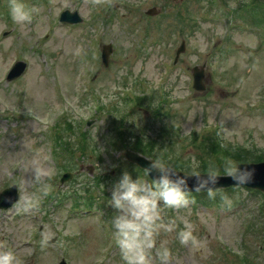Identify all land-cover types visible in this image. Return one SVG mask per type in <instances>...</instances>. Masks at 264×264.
<instances>
[{"label":"rangeland","instance_id":"rangeland-1","mask_svg":"<svg viewBox=\"0 0 264 264\" xmlns=\"http://www.w3.org/2000/svg\"><path fill=\"white\" fill-rule=\"evenodd\" d=\"M21 1L36 9L24 24L12 20L9 0H0V192L15 184L20 194L0 210V252L12 251L20 264H125L112 227L113 183L97 188L93 181L112 170L116 183L124 173L151 182L123 157L136 136L141 144L155 140V160L187 165L170 166L184 175L193 165L200 174L212 166L226 175V160L254 162L235 160L240 150L264 156V0ZM257 7L256 18L248 17ZM65 9L77 10L82 22L59 24ZM149 9L156 14L147 16ZM181 41L185 49L173 64ZM102 44L113 47L108 67L99 59ZM19 60L28 63L23 77L6 82ZM202 64L206 89L197 92L191 70ZM80 142L97 152L76 151L72 164L70 149ZM36 167L46 173L47 194ZM64 172L74 176L59 185ZM91 184V195L108 198L110 217L75 213L74 199L63 201L77 195L80 204ZM188 195L187 207L160 210V223L173 226L155 237L169 250L165 264H264L263 193L230 187L214 198ZM186 224L195 244L180 242ZM152 255V264H161L155 249Z\"/></svg>","mask_w":264,"mask_h":264},{"label":"clouds","instance_id":"clouds-1","mask_svg":"<svg viewBox=\"0 0 264 264\" xmlns=\"http://www.w3.org/2000/svg\"><path fill=\"white\" fill-rule=\"evenodd\" d=\"M34 11L35 8L29 9L21 0H9V13L17 24L30 22ZM34 171L35 179L40 183V191L47 194L49 185L41 181V177L46 173L40 167H36ZM152 171L158 172L159 175L151 178L150 183L139 178L133 180L127 173L122 174L111 192L109 204L114 210L112 227L115 243L125 264H152L154 249L161 264H165L170 255L169 250L164 245L157 247L155 237L160 229L171 231L173 226L160 223L161 208L179 209L188 206L189 178H195L194 191L206 188L208 197L214 198L217 189L207 186H215L220 178L219 170L212 166L206 175L196 171L195 165L189 175H179L159 159L145 168V174L149 177ZM224 172L238 185H243L251 179L250 172L236 167L231 160L224 162ZM169 173L175 175V179H172ZM223 199L227 202V197ZM191 228L190 224H186L185 229L178 233L181 244L196 243ZM0 264H20V261L12 251H2Z\"/></svg>","mask_w":264,"mask_h":264},{"label":"water","instance_id":"water-1","mask_svg":"<svg viewBox=\"0 0 264 264\" xmlns=\"http://www.w3.org/2000/svg\"><path fill=\"white\" fill-rule=\"evenodd\" d=\"M149 14H155L153 10L148 11ZM61 20L62 21H68L71 23H77L80 21L79 16L76 13L70 14L68 11L63 12L61 15ZM102 54H101V59L104 63V65H107L108 62V55L111 53V47L110 46H103L102 47ZM184 48V44L181 45L179 50L177 51L176 56H178L179 52L182 51ZM25 64L24 63H16L11 71L9 72V75L7 79L9 81H12V79L18 77L21 75L23 69H24ZM192 78H193V84L192 88L195 89L196 91L203 92L205 90L203 82V67L201 69H198L197 67L193 68L192 72ZM125 159L131 161L138 167H140L142 170H145L146 167H148V164L152 163V161L144 158L142 155H138L132 151L127 150L125 153ZM238 168L247 170L248 172L251 173V179L250 181L244 183L243 185H238L235 184L234 181L227 177V175H219L220 178H218V181L215 186L209 184L207 187L209 188H214V189H221V188H230V187H244V188H249V189H256L264 193V161L260 163H252V164H247V163H240L237 165ZM173 172L179 175H184L183 173L172 169ZM159 175L158 172L152 171L150 174V177L148 178L151 180V178H155ZM172 179H175V175H172L169 173ZM187 175V174H185ZM201 175H206V174H201ZM70 178L69 174L64 175V177L61 179V182ZM206 179V177H202ZM195 184V178H189L187 181L188 185V191L190 193H197V192H202V191H207L206 188H202L200 191H194L193 187ZM17 200V192H16V187L12 186L11 188L5 189L0 194V208L6 209L7 207L11 206L15 201ZM263 239H262V244L264 247V227H263ZM59 264H66L63 261H61Z\"/></svg>","mask_w":264,"mask_h":264},{"label":"trees","instance_id":"trees-1","mask_svg":"<svg viewBox=\"0 0 264 264\" xmlns=\"http://www.w3.org/2000/svg\"><path fill=\"white\" fill-rule=\"evenodd\" d=\"M164 139V138H163ZM138 141H140V137L136 136V141L134 143L131 144V148L136 151V152H140L141 154H143L144 156H146L147 158H151L152 160H155V158H159L160 156L157 155L156 153H154V147L152 144H154V139H152V142H145L144 144H141L139 143ZM163 145H166L165 141L163 140ZM240 154L238 152H234L233 156H235V160H237L238 162L240 161H254V162H261L264 160V156L263 157H253V156H247L249 154H246L247 151H243V150H240ZM244 152V153H242ZM162 153H165L164 150L162 149ZM161 153V154H162ZM162 160V159H161ZM164 161L166 164H168L169 166H171L172 168H178V169H182L184 167L188 168L187 165H183L181 164V162L177 161V160H173V161H168L166 162L165 160H162ZM189 169V168H188ZM206 171V170H204Z\"/></svg>","mask_w":264,"mask_h":264}]
</instances>
